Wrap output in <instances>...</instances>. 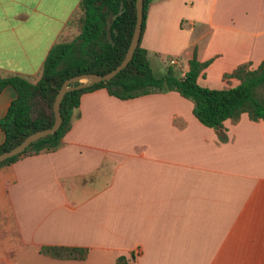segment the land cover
I'll return each instance as SVG.
<instances>
[{"label":"crops","instance_id":"obj_1","mask_svg":"<svg viewBox=\"0 0 264 264\" xmlns=\"http://www.w3.org/2000/svg\"><path fill=\"white\" fill-rule=\"evenodd\" d=\"M79 1L0 0V74L37 80L78 34ZM140 43L156 75L161 52L183 74L195 48L200 84L234 85L224 72L264 58V0H151ZM14 96L0 90V118ZM192 107L173 89L83 92L56 148L0 166V264H264V119L212 127Z\"/></svg>","mask_w":264,"mask_h":264},{"label":"trees","instance_id":"obj_2","mask_svg":"<svg viewBox=\"0 0 264 264\" xmlns=\"http://www.w3.org/2000/svg\"><path fill=\"white\" fill-rule=\"evenodd\" d=\"M150 1L143 0L141 34ZM78 6L81 11L78 34L50 47L37 80L31 81L20 73L0 74V90L8 85L15 90V96L0 118L4 131L0 152L13 147L30 132L52 125L54 97L66 78L86 72L105 73L124 57L136 19L135 0H80ZM210 60L198 59L194 48L183 74L169 65L162 74L156 75L147 49L139 38L130 60L112 77L64 93L59 107L62 120L53 133L32 141L20 153L3 159L0 166L24 155L56 148L69 128L80 95L99 87L121 98L153 90H176L193 102V114L212 127L222 126L226 118L236 121L242 112L252 120L264 119V58L255 67L245 61L224 72L223 80L229 82L234 77L238 82L220 88L202 85L197 80ZM39 251L56 258L83 259L88 247L43 244Z\"/></svg>","mask_w":264,"mask_h":264},{"label":"water","instance_id":"obj_3","mask_svg":"<svg viewBox=\"0 0 264 264\" xmlns=\"http://www.w3.org/2000/svg\"><path fill=\"white\" fill-rule=\"evenodd\" d=\"M135 10H136V19L135 24L132 32V36L126 50V53L122 60L112 69L105 73H96V72H86V73H79L73 76L66 78L62 84L60 85L53 101V112H54V121L52 125L47 126L42 129H37L35 131L30 132L26 136H24L16 145L13 147L3 150L0 152V161L5 158L11 157L15 154L20 153L27 145H29L32 141L37 140L40 137H43L47 134L53 133L60 125L62 117L60 113V101L64 95V93L68 90L80 88L86 86L88 84L109 79L115 73H117L120 69H122L127 62L132 57L135 47L138 44L140 34H141V27H142V20H143V0H135ZM74 82H76L74 84Z\"/></svg>","mask_w":264,"mask_h":264},{"label":"rangeland","instance_id":"obj_4","mask_svg":"<svg viewBox=\"0 0 264 264\" xmlns=\"http://www.w3.org/2000/svg\"><path fill=\"white\" fill-rule=\"evenodd\" d=\"M183 26H186V22L183 20ZM159 68L161 70H165V68L169 65H171L172 67H174V69H176L177 72H180V67L178 66L179 64L175 63V64H171L170 63V59L171 58H176L174 55H169L168 53L166 52H161L159 55ZM219 88V87H218Z\"/></svg>","mask_w":264,"mask_h":264},{"label":"built area","instance_id":"obj_5","mask_svg":"<svg viewBox=\"0 0 264 264\" xmlns=\"http://www.w3.org/2000/svg\"><path fill=\"white\" fill-rule=\"evenodd\" d=\"M170 63H171V64H175V63H177L176 58H171V59H170Z\"/></svg>","mask_w":264,"mask_h":264}]
</instances>
